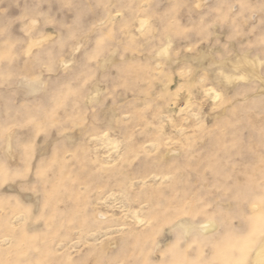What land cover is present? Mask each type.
Segmentation results:
<instances>
[{"label": "rangeland", "instance_id": "374dc122", "mask_svg": "<svg viewBox=\"0 0 264 264\" xmlns=\"http://www.w3.org/2000/svg\"><path fill=\"white\" fill-rule=\"evenodd\" d=\"M0 264H264V0H0Z\"/></svg>", "mask_w": 264, "mask_h": 264}]
</instances>
